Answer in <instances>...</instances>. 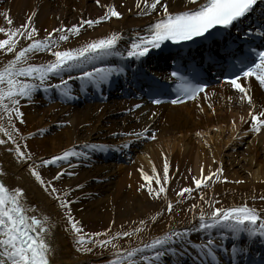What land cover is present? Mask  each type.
<instances>
[{
	"label": "snow or ice",
	"instance_id": "6c2138e0",
	"mask_svg": "<svg viewBox=\"0 0 264 264\" xmlns=\"http://www.w3.org/2000/svg\"><path fill=\"white\" fill-rule=\"evenodd\" d=\"M121 2L123 3V0ZM95 3L100 5L101 0H95ZM256 5L257 0H185L182 10H169V0H135L137 16L154 14L153 21L146 24L143 30L135 31L134 35L129 36L127 40L123 31H111L97 38L78 42L76 47L62 46V44L81 35L86 27L94 28L103 21L120 18L124 13L118 10L116 5L106 3L103 5V14L95 18L81 16L77 23L71 25L61 23L59 27L46 31L42 38L38 36L39 29L34 24L35 12L27 17L24 24L15 29L0 27V33H8L6 38L0 39V131L7 135V140L0 139V144L11 141L15 147L7 150L14 153L17 161L26 163L27 169L43 190L56 200L61 210L66 209L63 212V221L42 212L35 203L28 200L23 186L9 184L6 170L0 167V264H55L53 233L57 223H62L66 231L72 232L73 242L80 252H92L97 246L108 248L111 245L112 250L108 253L110 259L106 264H160L165 256H171L173 253L179 258V253L184 251L185 246L198 250L197 256L206 261V264H222L221 253L229 255L230 260L235 261L241 254L249 251V240L264 241V207L250 205L247 199L239 204L217 206L219 200L205 193L201 186L211 188L210 181L221 179L227 181L229 178L221 176L222 167L213 169L211 165L208 166V172L205 175L204 165L201 164L200 176H193V182L195 190L199 193V199L203 203L199 204L198 211L197 204L189 205L188 209L191 212V221L195 222H189V225L184 227L170 226L167 231L151 237L149 242L142 243L139 247L129 249L119 247L113 243L111 225L102 230V233H89L83 230V224L74 218L70 207L73 200H78L80 197L69 200L66 199V193H58L51 182L42 177L37 164L57 165L58 171L53 179H58L62 174L75 175L71 171L73 159L78 162L81 158L89 157L92 152L107 151L110 148H126L129 145L84 143L82 146L74 145L48 158L28 163L31 160V153L21 149L14 135L19 131L15 127L16 120L24 122L21 101L24 100L26 103L32 101L38 91L51 93L50 98H55L58 94L59 98L70 101L76 98L77 89L87 91L89 86L101 89L115 75L125 72V68L120 63L106 58L142 60L151 49H160L167 41L180 44L196 38L214 37L217 35L214 31L217 27L224 29L233 27L234 22L254 11ZM6 18L11 24L10 17ZM253 33L264 38V27H249L243 35L248 37ZM21 36L28 42L18 46L17 41ZM122 41H124L123 45ZM38 53H47L52 58L36 62ZM4 54H11V56L4 59ZM229 58L233 59L230 61ZM215 63L230 69L227 73H222L223 80L228 81L231 88L239 91L240 101L246 100L251 105L248 109L250 127L244 131L256 133L264 131V106H261L258 111H253L256 107L253 96L250 94L249 87L241 82V78L247 80L249 77H254L261 86H264V47H250L245 52L239 44L235 49L225 45V51L221 56L215 57ZM73 71L78 73L74 78L68 75ZM170 75L182 81L177 88L179 95L173 96L171 103L179 104L189 99L196 100L201 94L205 98L208 97L205 91L208 85L198 82L200 81L198 72L193 71L191 75L185 76L182 71L176 70ZM73 80L79 81L75 88L71 83ZM165 98L167 97L163 93H153L150 96L153 104H160ZM228 99L231 100L232 97ZM143 104L144 100L141 98L139 103L132 105V109H138ZM132 109H126V111ZM152 114L155 115L154 112ZM241 120H244L243 116ZM5 121L9 126L7 128L4 127ZM57 123L66 125L70 121ZM38 131L42 133L44 130L38 129ZM28 135L32 136L33 133ZM128 135L139 139L148 137L150 133L148 128H142ZM150 138L155 139V134L152 133ZM141 173L148 181L142 187L147 189L149 197L166 194L167 189L161 184L159 175L155 176L156 187H153V176L143 172L142 169ZM168 173L169 164L165 158L163 164L165 181L169 179ZM75 187L82 188L83 185L77 184ZM192 192L193 186H186L180 189L178 195L187 193L191 196ZM252 199L264 201V195L253 196ZM162 211H166L171 219L173 202L169 200L166 210ZM149 219L155 220L156 215ZM138 223L145 225L146 221L141 219ZM140 231L139 227L132 229V232L119 230L115 232V237H127ZM198 232L206 234L204 240L192 239V234ZM102 234L106 237L105 239H101ZM229 237L233 242L231 245H226L225 240ZM259 264H264V256H261Z\"/></svg>",
	"mask_w": 264,
	"mask_h": 264
},
{
	"label": "bare ground",
	"instance_id": "6f19581e",
	"mask_svg": "<svg viewBox=\"0 0 264 264\" xmlns=\"http://www.w3.org/2000/svg\"><path fill=\"white\" fill-rule=\"evenodd\" d=\"M3 1L0 0V6ZM6 2L5 7L16 23H21L30 14L36 13L34 21L40 32L38 36L41 38L46 31L59 27L61 23L71 25L77 23L81 16L95 18L103 14V5L106 3L116 5L117 9L124 13L122 17L103 21L94 28L86 27L81 35L64 42L62 46L76 47L78 42L97 38L111 31H123L127 40L135 31L143 30L144 26L154 19V14L137 16L135 0H123V3L121 0H101L100 5H97L95 0ZM183 6L185 0H169V10H182ZM123 43L124 41L121 42L122 45ZM10 56L11 54H4V59ZM50 58L52 57L47 53H38L36 62ZM77 74L73 71L68 75L74 78ZM246 85L248 86V83ZM205 91L208 93L207 98L201 94L196 100L179 105H151L144 102L138 109H132V105L139 103V98L126 100L107 97L103 93L104 98L100 101L75 103L73 100L65 101L59 96L50 98L51 93L38 91L32 101L21 105V110L26 122V131L37 136L38 142L46 144L43 155L58 154L66 148L82 146L84 143L129 145L126 148L95 151L78 162L73 159L71 171L75 175L63 174V183L71 189L72 196L80 197L73 203L78 220L83 223H101L102 229L97 231L101 233L111 225L113 243L129 249L149 242L151 237L162 234L170 226L184 227L188 226L189 222L194 223L195 221H191L189 205L197 204L198 211L199 204L203 203L191 180L184 186H193L191 196L187 193L182 196L170 193L167 200L156 203L150 200L142 187L148 181L144 179L141 169L153 176L152 183L156 186V175L160 176V182L164 180L165 158L169 164L168 180L184 173L199 177L201 164L204 165L205 175L209 165L213 169L222 167L221 176H227L229 178L227 181L223 179L210 181L211 188L201 186L205 193L219 200L217 206L239 204L247 199L250 205L264 207V201L252 199L253 196L264 195V131L259 135L242 132L250 126L246 119L249 117L248 109L251 105L246 100L240 101L239 92L231 91L224 84L212 86ZM249 91L256 108L264 106L259 88L251 85ZM80 94L81 91L77 89L76 97ZM228 97L232 99L229 100ZM253 111L256 109L253 108ZM241 116L244 117L243 121ZM58 121L70 123L60 125ZM4 127H8L5 122ZM142 128L149 129L148 137L136 139L128 135ZM38 129L44 131L41 133ZM152 133L155 134V139L150 138ZM0 139L7 140L5 132L0 131ZM10 147H15L11 141L0 144V167L6 170L9 184L23 186L31 203H35L42 212L63 221V213L56 200L43 190L27 169L26 163L17 161L14 153L7 150ZM113 150L121 151L120 159L104 157L103 153L111 154ZM32 161L35 159L31 157L28 163ZM51 169L56 173L58 166L53 165ZM77 184L83 187L76 188ZM169 200L173 202L171 219L166 211H162L166 210ZM153 215H156V219H149ZM141 219L146 221L145 225H139ZM136 227L141 231L127 237H115L116 231L132 232ZM196 235L205 239L206 234L201 232L192 234L194 241ZM105 238L102 234L101 239ZM227 239L232 240L231 237ZM53 243L55 264H106L110 259L109 250H112L109 245L103 252H96L102 249L100 246L94 248L92 252H80L73 242L72 232L66 231L62 223L55 226ZM197 251L185 246L184 251L179 253V258L168 264H182V260L187 262L188 259L194 261V258H199ZM172 255L177 256L175 253ZM162 260L160 264H163Z\"/></svg>",
	"mask_w": 264,
	"mask_h": 264
},
{
	"label": "rangeland",
	"instance_id": "374dc122",
	"mask_svg": "<svg viewBox=\"0 0 264 264\" xmlns=\"http://www.w3.org/2000/svg\"><path fill=\"white\" fill-rule=\"evenodd\" d=\"M7 3V2H6ZM6 17H10L11 19V24L9 23L8 19ZM27 20V18H25V20L21 23H16L14 22V19L12 18V15L10 13V11L5 7V5L2 7L1 12H0V27H3L5 29L8 28H12L15 29L16 27L22 25L25 23V21ZM35 26L37 27L35 21H34ZM21 31H25L24 29H21ZM39 33V32H38ZM8 35V33H0V39H4L6 38ZM15 39V37H14ZM26 41L25 38L23 36L19 37L17 43H22ZM24 103V100L21 101V105ZM5 124H7V122L5 121ZM8 126V125H7ZM9 127V126H8ZM15 127L19 130L18 132L15 133V135L18 138V143L20 144L21 148L27 152L31 153V157L33 159H35V161H39V159L42 158H48L51 155H55V154H49V155H43L44 149L46 144L44 143H40L38 142L37 136H35L34 134L32 136H29L28 133L31 132H27V127H26V122L24 121L23 123H21L18 119L15 122ZM26 145V148H25ZM41 157V158H40ZM52 164L49 165H42V164H37V168L38 171L41 172L42 177L46 180V181H50L51 185L54 186L57 190L58 193H66V199L72 200L73 196L71 194V191H69V189L64 185L63 183V174L61 176V178L58 179H53V176L56 174L55 172H53V170L51 169ZM180 178V180L178 181V179ZM191 181H193V177L191 173H187V174H180L179 177H174L171 180H162L161 184H163L166 189L167 192L165 193H161V195L159 197H150V200L152 202H161L163 200H167L169 198V194L172 193L173 195H177L180 193V189L183 188L185 185H187V183H189ZM156 187V186H154ZM144 191H147V189L144 187L143 188ZM74 203V200H73ZM73 203L70 205V207L73 210L74 213V218H77L76 212L73 209ZM62 213L64 211H66V209L61 210ZM81 222V221H80ZM84 226V231L85 232H97L100 231L102 229V224L101 223H96V222H88V223H83L81 222ZM105 248L99 249L98 252H103L105 251Z\"/></svg>",
	"mask_w": 264,
	"mask_h": 264
}]
</instances>
